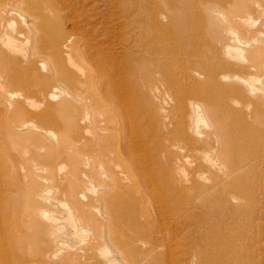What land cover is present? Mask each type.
<instances>
[{"label": "bare ground", "instance_id": "1", "mask_svg": "<svg viewBox=\"0 0 264 264\" xmlns=\"http://www.w3.org/2000/svg\"><path fill=\"white\" fill-rule=\"evenodd\" d=\"M154 1H146L145 4L149 6V3ZM57 5H60L57 4V0H0V126H5V136L8 139H30L32 146L35 145L36 148L39 144H37L38 138L34 134L40 132L39 127L41 128V126L34 125L35 122L47 124L50 122L47 119H52V116L48 118L49 114L55 111L72 110L73 100H76L75 96L66 95L57 103H52L50 100L57 98L56 94L58 93L49 92L46 87L48 80L57 78V67L61 66L59 61L62 53H66L69 48L77 47L76 38L82 37L80 32L65 34L62 29L57 28V12L61 8ZM122 5L121 3V11L124 13L130 10ZM254 5L258 8L262 7L264 15V0H179L176 2V7L182 11L186 23H184L185 26L183 25L184 31L178 26H175L178 27L175 29L177 34H180L176 37L185 38L182 39L185 40L183 46V43H178L179 46H182L178 54L183 55L182 58H184L182 63L184 80H182L185 83L188 96L183 111L180 110L183 117L181 114V119L177 122L180 125L179 132L181 131L182 134L180 136L182 143H185L184 145L181 143L180 147L187 148L188 154L179 155L181 157L175 161L178 162L181 158H185L182 161L187 163L188 172L182 171L183 168H181V172L176 173L177 176L173 175V171L177 170L175 164L173 168L175 170L172 169L173 159L172 163L168 162L169 166H172L171 169L169 168L170 171H167L165 166V168L163 166L156 168L153 160L154 154L158 151L155 149L158 143L155 146L151 145L148 153L142 155L141 158V155L137 156L139 159L137 158L135 163L129 161L131 158L126 157L122 151L116 156L106 155L100 147L97 155L98 163L93 164V160L91 161L87 156L92 145L88 149L81 146L57 148V142H53L52 146H47L45 150L43 147L36 150L33 148L30 151L24 148L19 153L17 152L18 154L9 153V155L6 153V156L3 153L5 156L0 155V172L13 168L23 172V176L26 172L29 179L26 183L23 182L24 179L21 180L22 183L16 182L19 183L17 186L11 181L16 178L14 174L15 177L10 180V184V181L5 185L0 184V264H119V258L123 257L126 259L124 264H162L158 259L162 256L158 257L157 254V259H155L152 253L155 254L159 251L161 253V251L164 252V249L168 252L175 251V249L182 251L183 253L180 254H184V256L181 263L185 264H229V262L230 264H244L245 241L251 240L256 243L255 240L257 237L259 238L258 235L261 234L260 231L264 227V20L260 25L258 24L259 26H255V21L253 22L247 15V11ZM138 6V4L137 7L135 6L136 9L140 8ZM142 7L144 6H141V9ZM194 7L199 9L197 11L191 9ZM148 10L150 13V9ZM137 11L140 13V9ZM142 11H146L145 7ZM23 12L28 13L30 19ZM12 15L18 17L24 27L21 26L18 29L16 22L11 18ZM157 17L158 15H154L151 20L149 19V21L154 19L151 22L152 27L156 28L163 20L160 19L159 23V17ZM137 18L135 17L136 20ZM143 19L142 23L146 18L143 17ZM89 20L86 17H81L74 19V23L81 26L83 22L92 33H98L99 30L94 28ZM117 20L119 24L120 21L123 22L120 17ZM137 26L140 29V26ZM148 27L146 25V28ZM131 28L134 31L129 28L127 30L136 33L134 28L137 27ZM146 28L143 27L142 32L148 31ZM22 29L35 40L29 48H25V44L23 45L15 37V35L23 36ZM114 29L120 33V28ZM240 29H245L253 37L244 40L246 36L243 37V31ZM109 31L108 29L106 31L105 28L101 31L102 33L99 32L102 35L101 38H110ZM115 31L114 33H116ZM168 34L166 33V35ZM43 35L44 38L46 37L45 41L40 38ZM113 36L119 38L114 34ZM154 36L158 37L155 34H150V37ZM172 36L175 37V35ZM122 38L121 36L119 39ZM169 38L171 39V36ZM129 39L127 37V39L121 40L123 45L121 47L124 48L125 53L129 48L134 52L133 44L126 48ZM131 39H134L133 36ZM28 40H30L29 37ZM154 40L156 39L150 38L151 43L149 44L154 43ZM165 40L168 43V40ZM100 41L102 40L100 39ZM98 42L95 47L91 46L93 47L91 52L88 51L99 61L110 64L104 65L106 70L117 62L116 54H109L113 51L112 46L108 45L112 50L108 53L109 50L105 49V43ZM139 42H137L139 44L136 43V46L142 45L143 51L145 44L141 40ZM237 44L239 46H236ZM79 47L85 49V47ZM152 48L149 51H152ZM74 50L77 51L76 48ZM77 53L78 51L76 55ZM166 53L168 54V52ZM128 54L126 53V56ZM49 56H53V62L47 69L48 72L46 74L38 72L36 62L39 61L40 67L44 69V65L47 63L44 64L42 59ZM92 58L89 61L92 62L94 60ZM165 58L168 60L169 57ZM73 59L75 60L74 57ZM47 60L49 61V59ZM16 68L31 69L37 76V89L35 93H31L32 96L14 99L13 94L16 93L9 92L7 89L9 84L6 81L10 83L14 82L10 81L11 79H16L12 77L14 76L12 71ZM63 68L62 66V72H68L66 68L63 71ZM98 68L100 70L103 67ZM82 69H78L79 72ZM101 73L105 78L101 79L102 76L99 74L101 76L100 87L109 90L107 87H112L113 83H116L111 82L115 81V76L112 74L113 77L108 80L105 72L101 71ZM161 73L164 75L167 71ZM109 74L110 72H108V76ZM70 75H72V71ZM92 78L89 75L85 77V83L89 84ZM96 82L95 84H97ZM174 86L176 89V85ZM91 92L93 91L91 90ZM17 94L19 95V92ZM104 94L106 96V93ZM78 98L83 103L82 105L87 107L98 103L93 99H85V96ZM104 108L111 110L107 104L104 105ZM103 111L107 112L104 109ZM84 112L86 111L84 110ZM131 112L127 111V113ZM127 113L121 114L123 118L119 119V124H114L117 125L116 128L120 127V131L127 125L126 122L132 121L127 117ZM29 117L35 118V121L27 119ZM176 119H173L174 122ZM89 121L91 122V120ZM114 122H116L115 119ZM128 127L131 126L128 125ZM97 128L99 127L97 126ZM51 131L47 132V136H49L48 133H51V136L54 135ZM45 132L42 133L45 134ZM123 134L118 136L119 142L128 145L131 138L125 141L126 138ZM171 135L173 136V134ZM149 136L147 137L149 138ZM176 136L178 137V135ZM50 137H47L49 142H51ZM162 143L164 142L162 141ZM169 147L173 148L174 146L171 144ZM171 150L173 152V149ZM183 150L180 149L177 153L179 154L181 151L184 153ZM163 151L160 150V154ZM168 152L166 155L169 157L173 155H169ZM163 154L165 153L163 152ZM191 155L193 156L191 157ZM189 156L192 159H189ZM64 157L70 160L71 165L73 164L70 176L63 173L65 164L59 163ZM125 165L129 167V170L125 169L127 167H122ZM122 168L126 170L125 172L129 171L128 174L131 176L125 174L124 170H121ZM59 173L65 174L61 180L57 179ZM138 173L142 174L140 175L142 177L138 178ZM96 180L102 187L99 193L96 189ZM78 182H81L80 186H77ZM126 184H130L134 190L131 193L127 188L130 201L135 199L137 201H134L135 203H143L146 200L149 204L154 203L155 207L151 205L148 209L140 208L135 213L121 210L120 204L115 201L113 190L120 191L123 187H129ZM85 188L92 195L88 197L83 190ZM58 193L66 196L69 203L59 200ZM117 197L119 198L118 194ZM118 200L120 201V199ZM176 203L178 208L176 206V209L169 210L170 213H167L169 211L166 209L167 211L165 210L163 214V210L160 209L161 205L166 204L167 208H169L168 206L171 208ZM88 205L92 206L94 213L84 212V207ZM157 205H160L159 208ZM48 208L61 209L62 214L58 215L59 213H54ZM124 223L129 226L128 230H124ZM135 252L142 253L140 260ZM163 256L166 259L164 254Z\"/></svg>", "mask_w": 264, "mask_h": 264}, {"label": "rangeland", "instance_id": "2", "mask_svg": "<svg viewBox=\"0 0 264 264\" xmlns=\"http://www.w3.org/2000/svg\"><path fill=\"white\" fill-rule=\"evenodd\" d=\"M146 1L149 2V0H144V1L138 0L137 2H136V0H60V1L57 0V4H60L57 6H61V8H59L60 10L57 12V28H59L60 30L62 29L63 33H65V34L66 33L71 34V32H72V34H78L80 32V34H82V37H84V38H82V37L76 38V41L79 42V43L76 42L77 47L69 48L66 51V53H62L60 61L57 58V61H59L60 65H61L59 68L57 67V78H55L54 80H52V78H51L50 81L48 80V82H46L47 83L46 87H47V90L49 92L58 93V94H56L57 98L50 100L52 103H57L63 96H66V95L75 96L76 100H73L74 107L72 110H62V111L52 112L51 114H49L50 116L48 115V118H50L52 116V119H51L52 121L50 119H47L50 121V122H47V124L35 122L34 125H36L38 127L41 126V128L39 127V129H41L40 132L38 134H34L38 138L37 144H39V146L37 148L35 145H34V147L32 146L30 139H26V140L17 139V138L15 140H13V139L10 140V138L8 139V137L5 136V134H6L5 126H3V125L0 126V132L2 133L0 135V141H1L0 142V152H1L0 155L5 156L6 153L16 154L17 152L19 153V151L24 150V148L28 149V151H30L33 148L36 150L39 147H43V150H45L47 148V146H49V145L52 146L53 142L54 143L57 142V148H69V147H73V146H81V147H85L88 149V147H90L92 145L90 147L91 150L88 152L87 156L90 158L91 161L93 160L92 161L93 164L98 163L97 155H98V151H99L100 147H102V149L106 153V155L111 154L113 156H116L117 153L122 151L126 157L131 158V160H129V161H132V163H135L137 158L139 159V157H137V156L141 155L140 156V158H141L142 155H145L148 153V149H149V147H151V145L155 146V144L158 143V145L156 144L158 148L157 147L155 148L158 151L154 154V160H153L154 166H156V168H158L160 166H163V167L165 166L167 168H165V167L164 168L167 171H170L171 167L173 166L172 167V169H173L174 164H175V167H177L175 169H177V170L173 171V175L181 172L180 171V170H182L181 168H183L182 171H184V170H186V172L189 171L186 168L187 163L182 161L185 158H181V160H178V162L175 161L178 157H181L179 155H181V154L184 155L185 153H187L186 152L187 148L180 147V145H182V144L184 145L185 143L184 142L182 143V140H181L182 137H180L182 134H181V131L179 132L180 125L177 122V121H180L181 114L183 117V113L180 110L183 111L184 105H185L187 97H188L187 92H186V86H185V83L183 81L184 78L182 76L183 75L182 69L184 70V66L182 63L184 62V58H182L183 55L178 54V52L181 51L180 47H182L185 43V40H182V39H185V38L184 37L180 38L181 36L179 38L176 37V36L180 35V34L178 35L177 31H176V29L178 27L183 28V31H184V26H185L184 25V23H185L184 16L182 14V11L176 7V2L179 0H173V1L172 0H157V1L152 0L154 2L149 3V6L147 4H145ZM121 3L123 4L122 6L128 7L130 10L125 11V13H124V11H121V9H122ZM137 4L139 5L138 7H140V8L136 9ZM140 5L144 6L146 11H142V10H144V7H142V9H141ZM133 7H135V8H133ZM70 9H71V12H69ZM139 9H140V13H139V11H137ZM148 9H150V13L148 12L149 11ZM191 9L197 11L199 8L194 7ZM261 9H262V7L258 8L256 5H254L251 9H249L247 11V15L251 17V20L253 22L255 21L254 22L255 26H259L262 23V21L264 20V15H263V12ZM62 11H64V12H62ZM66 11H68V12H66ZM132 11L134 13L138 12L139 14H142V15L140 16L138 13L134 14ZM146 12H148V14H147L148 16L145 15L147 17L144 16V14ZM168 12H170V13H168ZM23 13L26 15V17H28V19H30L28 13H25V12H23ZM61 13H62V15H60ZM118 14H119V16H118ZM133 15L134 16L136 15L135 16L136 18H137V16H138V18L140 17V19L137 18V20H136ZM154 15H158L159 23H160V19L164 20V21L161 20V23L156 28L152 27L153 25L151 24V22H153L154 19L152 18L153 20L149 21V19L151 20V17H153ZM163 15L165 18L163 17ZM81 17H86V19L88 18V20L90 19L89 23H91L94 28L98 29L100 33H102L101 31L104 30L105 28H106V31H107V29L110 30L109 31L110 32L109 33L110 38L105 37V39H103V38H101L102 35L99 32L98 33H92V31L89 28H87L86 24L83 22L81 23V26L75 25L74 19H80ZM119 17L124 22L123 23L120 21L121 25L119 24V22L117 20V19H119ZM143 17L146 18L147 21L145 20L146 22L143 21V23H142V20H144ZM11 18H13L14 21L16 22L18 29H19V27L23 26V22L18 17L12 15ZM60 18H62V19H60ZM140 20H141V22H139ZM176 20H178V21H176ZM256 20H257V22H256ZM148 21H149L150 25L147 23ZM168 21H171V22H168ZM58 24H64V25L60 26ZM145 24L147 25V27L148 26L149 27L146 28ZM175 24H177V25H175ZM95 25L96 26L99 25L100 28L96 27ZM137 25L140 26L141 30L139 29V27ZM134 26H136L137 28H134ZM150 26H151V28H150ZM175 26H178V27H175ZM131 27H133L136 30V33L129 31V30H131V31L133 30ZM143 27L148 29V31L145 29L146 32L145 33L142 32ZM114 28H116V29L120 28V30H119L120 33H118L117 30L115 31ZM128 28H129V30H127ZM158 28H160V29H158ZM77 29H79V30L77 31ZM171 29H173V30H171ZM185 29H186V27H185ZM21 31L23 32V34H22L23 36L15 35V37L18 40H20V42L23 43V45L25 44L24 45L25 48L31 47L30 45H33L35 40H33L32 36H30V34H28V32H26L24 29H22ZM111 31H113V32H111ZM114 31L117 34L114 33ZM155 31H156V33H155ZM160 31H161V33H160ZM241 31H243V37L246 36L244 38V40H249V39H251V37H253L250 34H248L245 29H243ZM140 32H142V33L140 34ZM122 33H124V34H122ZM166 33L167 34L169 33V34L166 35ZM90 34H91V36H90ZM113 34L119 38L121 36L125 39H127V37L130 38L129 40H127L128 45L126 46V48H128V46L131 47L133 44L134 47L132 46V48L134 49V52L131 48H129L126 51L127 54L129 53L128 54L129 57L126 56V53L123 50L124 48L121 47V46H123L121 43V40L123 38L122 39L116 38L113 36ZM126 34H128V35H126ZM150 34H153V35L155 34L158 37H155V36L150 37ZM172 35H175L176 38ZM132 36L134 39H131ZM165 36H166V38H164ZM169 36H171V39L169 38ZM28 37L30 40H28ZM40 38L42 39V41L46 40V37L44 38V35L41 36ZM85 38H88V39L85 40ZM144 38H146L147 40L146 39L143 40ZM150 38L156 39V40H154V43L149 44V43H151ZM78 39L81 41V43ZM89 39H91L90 40L91 42L89 41ZM100 39L102 41H100ZM113 39H115V40H113ZM162 39L163 40L170 39V40H168V43H167L166 40L163 41ZM84 40H85V42H84ZM135 40L137 42H139L141 40V42L145 44V45L143 44L145 46V49H143V51H142V48H144V47H141L142 45L140 47L136 46L140 42L137 43ZM176 40L177 41L179 40V41L177 42ZM22 41H24V42H22ZM82 41H83V43H82ZM98 41L103 42V44L105 43L104 44L105 49L109 50L108 53L112 50L115 51V52L112 51L109 54L115 53L116 55H118V56L115 55L117 62L114 63V65H112L111 67H109L106 70H105L104 65L107 66L110 64L99 61L97 57H93V55H91V53H90L91 52L90 50H93V47L96 46ZM115 41H118V42H115ZM170 41H171V43H169ZM94 42H95V44H94ZM134 43H135V45H134ZM147 43H148V45H146ZM178 43H183V44H182V46L181 45L179 46ZM81 44H83V45L85 44V45L82 46ZM108 45L112 46V50L109 49L111 47H109ZM79 46L85 47V49H82ZM91 46H93V47H91ZM150 46H151V48L154 46L152 48V51L150 50L151 53L149 51V49H151V48H149ZM236 46H239V45L237 44ZM75 48L78 51L77 55H76L77 51L75 52V50H74ZM146 49H148V50H146ZM160 50H162V51H160ZM86 51H88V54H86L87 53ZM136 51L139 53V55ZM166 52H168L169 55ZM132 53H133V55H131ZM67 54H69V55H67ZM88 55H91V56H88ZM112 55L114 56V54H112ZM163 55H164V58H163ZM165 55H167V56H165ZM62 56H63V58H62ZM80 56H82V57H80ZM73 57L75 58V60L73 59ZM133 57H135V58H133ZM165 57H169L168 60ZM45 58L49 59V61ZM91 58H92V60L94 59L93 60V61H95L94 63H93V61L92 62L89 61V60H91ZM179 58H182V59H179ZM116 59H114V60H116ZM127 59L129 61L131 60L129 62L130 64L127 62L128 61ZM73 60L76 62H74ZM77 60H80V61L78 62ZM42 61L44 64L45 63H47V64L44 65V69H43V67H40L41 66L40 62L37 61L36 62L37 71L41 72L43 74H46L48 72L47 69H49L52 65L51 63L53 62V56L44 57V59H42ZM61 61H62V63H61ZM68 61H69V63H68ZM88 61H89L90 65L88 64ZM72 62H74V63H72ZM90 62L93 64H91ZM62 64H66V65L64 66ZM101 64H103V65H101ZM72 65H74V66H72ZM96 65L98 67H103L104 70H102L103 68H100V70H99L98 67H97L98 68L97 69ZM130 65H132V66H130ZM62 66L64 67L63 71H65V68H66V70L68 72H66V71L62 72L61 71ZM68 66H69V68H68ZM75 66H77V67H75ZM80 68H83L82 69L83 71L81 70L83 73L81 71L79 72ZM21 69H22V71H21ZM21 69L16 68L15 70L12 71V74L14 75L12 77L16 78V79H14V80L11 79L10 81H14V82L9 83L8 81H6L9 84V85H7V89L9 90V92L16 93V94H13L14 99H18L20 97L21 98L30 97V96H32L31 93H33V92L35 93L36 89H37L36 85L38 83V78L36 75H34V72L28 68H21ZM71 71H72V75H70ZM101 71L105 72L106 78L108 80L110 78H112L113 76H115V78H114L115 81H111V82L112 83L116 82V83H113L114 86H112V87H109V88L107 87V89H109V90H105L102 87H100V84H99L100 77L102 76L101 79L105 78V76L102 75ZM160 71L163 73L165 71H167V73H165L163 75ZM78 72L80 74L81 73L82 74L80 75ZM108 72H110L109 76H108ZM17 73H21V74L19 75ZM30 73H33V74L30 75ZM86 74H87V76H86ZM99 74H101V76H99ZM112 74H113V76H112ZM16 75H18L17 76L18 78L16 77ZM88 75L93 77L92 80L89 81V84L87 82L85 83V81H84L85 77H88ZM96 75H98V76H96ZM171 75H172V77H170ZM165 76H167V77H165ZM12 77H10V78H12ZM19 77H20V79H19ZM94 77H95V79H94ZM119 78H120V80H119ZM17 79H19L20 81ZM170 81H171V83H170ZM95 82L97 84H95ZM14 84H16V85H14ZM149 84H151V85H149ZM95 85H98V86H95ZM174 85H176V89H175ZM97 88H99V89H97ZM62 89L66 90V91H64ZM96 89H97V91H96ZM67 90L69 93L67 92ZM91 90L93 92H91ZM60 91H62L63 93H61ZM17 92H19V95L17 94ZM98 92H99V94H97ZM103 92L106 93V96ZM79 95L85 96V99H93L94 101H97L98 103L96 105H90V106H88L89 107L88 108L87 106L82 105L83 103H81L80 99L78 98V97H80ZM108 98H110V99H108ZM103 100L106 102H104ZM183 101H185V102L183 103ZM104 103H106L111 110H109L107 108L105 109L104 105H106V104H104ZM85 107H86V109H85ZM103 109L105 110V112L107 111L106 112L107 114H110V115L108 116L106 113H104ZM84 110L86 112H84ZM174 110H176V111H174ZM115 111L119 114H117ZM127 111L128 112L132 111L133 114H131L132 112L127 113ZM173 112H175V113H173ZM124 113H127V117H129L132 121L126 122L125 124H127V125L123 128L124 131H123V129H121V131H123V132H121L119 130L120 127L116 128L115 126H117V125H114V124H119V122H120L119 119H121V117L123 118V115H121V114H124ZM84 114H85V116H84ZM176 115H178V116H176ZM86 116H87V118H86ZM112 116H113V118H110ZM82 117H84V119H81ZM176 117H177V119H176ZM27 119L35 121V118H33V117L32 118L29 117ZM109 119H110V121H109ZM114 119L116 122H114ZM173 119H176V121L174 122ZM89 120H91V122ZM81 122H83V123H81ZM112 122H114V123H112ZM133 122H135V123H133ZM173 122L175 123V125ZM51 123H54V124H51ZM49 124H51V125H49ZM113 125H114V127H112ZM128 125H130L131 127H128ZM97 126L99 128H97ZM176 126H177V129H176ZM42 128H43V130H42ZM44 129L50 130V131L52 130L51 132L55 136L54 135L51 136L50 135L51 133H48L49 136H47V132H50V131L45 132ZM175 130H177V131H175ZM43 131L45 132L46 135L44 133H42ZM133 131H135V132H133ZM145 131L148 134H146V133L144 134ZM120 133L121 134L124 133L123 136H124V138H126L125 141L128 138H131V141L128 145L124 144V143L121 144L119 142L118 136H121ZM150 133L152 134V136ZM141 134H143V135H141ZM171 134H173V136ZM175 134L178 135V137ZM148 135H150L149 138L147 137ZM47 137L51 138V140H50L51 142H49V139ZM80 137H81V139H80ZM168 137H171V138H168ZM154 138H156V139H154ZM177 138H179V139H177ZM136 139L139 141H137ZM95 140L99 141V142H96ZM162 141L164 143H162ZM171 141L174 143H172ZM94 142H95V144H94ZM122 142H123V140H122ZM142 143H143V145H142ZM166 144H168V145H166ZM169 144L170 145L173 144L174 147L173 148H171L172 146L169 147L170 146ZM174 144H176V145H174ZM124 146H125V148H124ZM137 146H139V147H137ZM93 147H94V149H93ZM177 147L182 149V150L184 149L183 152L184 151L185 152L182 153V151H181V153L178 154L177 152L180 151V149H178ZM183 147H186V146H183ZM170 149H173V152H172V150L170 151ZM160 150H164L163 152L165 154H163V152L160 154ZM95 151H97V152H95ZM166 151L167 152L169 151L168 152L169 155L173 154L172 156H170L171 158L168 155H166V153H167ZM13 152H15V153H13ZM94 152L96 153V155ZM192 156L193 155H191V157ZM191 157L189 156V159ZM105 158H106V156H105ZM172 159L174 162H173V164H171L172 166L170 167L169 164L172 163L171 162ZM61 160L62 161L59 163L65 164V168L63 169V173H67V175L70 176V174H71L70 172L73 171V168H72L73 164L71 165L70 160L66 157H64V159H61ZM126 160H128V159H126ZM129 161H127V162H129ZM168 162H170V163H168ZM121 165H124V164L121 163ZM122 167L125 168L127 166L125 165ZM12 169L10 168V169H6V170H3L0 172V184L5 185L11 179H13L15 176H16L17 180H15L16 178H14V180H11V181H13L14 183L13 182L12 183L16 184L17 186L19 183H16V182L22 183L21 180H23V179L25 180V181L23 180L24 183L28 182L29 179L27 178L26 172H24V176H23L22 175L23 172H19L18 170H14V169L12 170ZM125 169L129 170V167H127ZM125 169L122 168L121 170H124L123 172L125 174H127L128 176H131L130 174H128V173H130L129 171L125 172L126 171ZM175 169H173V170H175ZM63 173L57 174L58 180H61L65 176V174H63ZM14 174H15V176H14ZM17 174H18V176H17ZM140 175H142V174L138 173V178L142 177ZM20 176H21V178H20ZM175 176H177V174ZM19 178H20V180H19ZM11 181L9 182V184L11 183ZM79 183H81V182H78L77 186L79 185ZM99 184L100 183L98 182V180H96V189H98L97 190L98 193L102 189V187L99 186ZM127 185L129 187H123L126 189L121 188L120 191H118L117 189L113 190V195H114L115 201H117V204L118 203L120 204L119 207L121 208V210H125V212L135 213L136 211L138 212V210L140 208H143V210H144V209L150 208L151 205L153 207H155L154 203L149 204V202L146 200L143 203H141V202L135 203V202H137L135 199H134L135 202L132 200L130 201L129 200V194H128L129 192L127 193V188L131 193L134 190H132V188L130 187L131 186L130 184H126V186ZM84 187H86V186L84 185ZM83 190L85 191V193L88 197L90 195H92L90 193V191L88 192V190H86V188ZM114 191H115V193H114ZM117 194L119 195V198L117 197ZM57 196H58L59 200L69 203V200L62 193H58ZM118 199H120V201ZM121 202H123V203H121ZM123 204H125V205H123ZM165 205H161V206L157 205V208H159V206H160V209L163 210V214L165 213L166 209L168 211L169 210L172 211V210L176 209L177 203H176V205L174 204L171 208H170V206H168L170 209L167 208ZM87 207H84V209H85L84 212L94 213V210H93L91 205H88ZM126 208H128L127 209L128 211L126 210ZM177 208H178V206H177ZM48 209H50L54 213H59L58 215L62 214L61 209H58V208H48ZM171 211H169L167 213H170ZM123 226H124V230L129 229V226L127 224L124 223ZM260 232H261V234L258 235L259 238L257 237V240H255L256 243L255 242L253 243L251 240H249L251 242L249 244L248 240L245 241L246 250H245L244 264H264V227H262ZM159 252H156L155 254L152 253V254H153L155 259H157L156 258L157 256L158 257L162 256L161 258H158L159 260H161L160 262L162 264H165V262H166V264L167 263L172 264L173 262H174L173 264H176V262H177V264H185L183 262L181 263V261H183L182 257L184 256V254H180L183 252L178 250V249H175V251L171 250L170 252H168V250L165 251V249H164V252L163 251H161V253H159ZM171 252L173 255L171 254ZM162 253L166 256L167 260L165 258H163L164 256ZM169 253H170V255H169ZM135 254L139 260L142 258L141 252L140 253L135 252ZM174 254L175 255L178 254V255L175 256ZM159 255H161V256H159ZM170 257H172V258H170ZM162 258H163V261H162ZM164 259H165V261H164ZM169 259L172 261H170ZM251 259H252V261H251ZM118 261H120L119 264H124L126 262V259L123 257L122 259L119 258ZM121 261H123V262H121ZM184 262H185V260H184ZM141 263H142V261H141ZM229 264H230V262H229Z\"/></svg>", "mask_w": 264, "mask_h": 264}]
</instances>
